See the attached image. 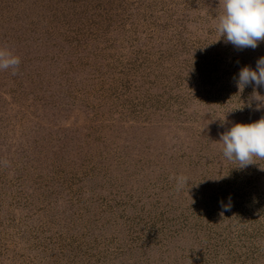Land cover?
Wrapping results in <instances>:
<instances>
[{"label": "rangeland", "instance_id": "obj_1", "mask_svg": "<svg viewBox=\"0 0 264 264\" xmlns=\"http://www.w3.org/2000/svg\"><path fill=\"white\" fill-rule=\"evenodd\" d=\"M13 1L29 6L4 42L18 75L0 71V264H264V160L220 143L264 117L236 86L264 42L220 37L219 0H52L70 7L43 25Z\"/></svg>", "mask_w": 264, "mask_h": 264}, {"label": "clouds", "instance_id": "obj_2", "mask_svg": "<svg viewBox=\"0 0 264 264\" xmlns=\"http://www.w3.org/2000/svg\"><path fill=\"white\" fill-rule=\"evenodd\" d=\"M222 12L214 19L216 31L226 42L237 49H255L264 42V0H219ZM21 59L7 47H0V71L12 69V75H18ZM236 86L240 92L254 84L251 101L257 102L256 110L264 108V96L256 88L264 87V57L258 59L256 70L243 67L238 74ZM223 145V157L229 162H237L240 168L255 164V159L264 160V117L250 124L237 123L220 135ZM177 190L188 185L184 175L174 177ZM229 197V201H230ZM223 211H230V204L223 205ZM223 215V212L221 213Z\"/></svg>", "mask_w": 264, "mask_h": 264}, {"label": "trees", "instance_id": "obj_3", "mask_svg": "<svg viewBox=\"0 0 264 264\" xmlns=\"http://www.w3.org/2000/svg\"><path fill=\"white\" fill-rule=\"evenodd\" d=\"M78 2H80L79 0H77ZM12 2H14L13 0H0V8H1V10H2V15H1V13H0V25H2V26H4V27H6V28H4V29H2L1 27H0V33L2 32V34H3V36H2V38L0 39L1 41H0V47H5V45H4V42H8V41H15V42H17L18 41V39H20L19 37H20V35L24 32L23 30H22V28H21V21H22V19L23 18H26V16H24V13L26 12L25 11V7H27V6H29V5H22V11H20V14H18V15H16V17H14L13 15H11V14H9V13H7L8 12V6L9 5H11L12 4ZM34 2H36L37 3V5L39 4V5H41L42 7H40L41 9H38L37 10V8H36V10H35V13H36V15H35V17H34V19L36 18V20L34 21V22H38V21H40L41 22V24H42V22H44L43 20H42V18L44 19V16H48V19H46L45 18V20L46 21H48V22H53V19H54V17H55V15H56V13L58 12L57 11V9L53 6V5H57V3H55V1H52V0H34ZM81 2H82V4H84L83 2V0H81ZM81 4V3H80ZM75 6H77L76 5V2H75V4H74ZM59 8L60 7H62V6H60V5H57ZM67 6V3L65 4V9H67L68 7H70V6H68V7H66ZM10 7V6H9ZM64 8H60L59 10L60 11H66ZM1 10H0V12H1ZM75 9H73L72 11H74ZM40 13V14H39ZM51 16V17H50ZM34 19H32V20H34ZM52 19V20H51ZM16 21H20V23H19V29L18 30H16V29H13V25H16L18 22H16ZM30 21H31V19H30ZM16 23V24H15ZM54 23V22H53ZM71 22H69V24H70ZM12 24V25H11ZM11 25V26H10ZM43 25V24H42ZM41 26V25H40ZM65 26H67L68 27V24L66 25L65 24ZM64 26V27H65ZM66 31V30H65ZM46 33V32H45ZM45 33H44V35H45ZM41 33L38 31V37L37 38H41V39H43V40H45L44 38H45V36H41L40 35ZM44 37V38H43ZM17 40V41H16ZM3 41V42H2ZM45 42H47L46 40H45ZM23 45V44H22ZM61 76V75H60ZM62 77V76H61ZM61 79V83H58V84H60V85H64V86H68V84L66 83V81L64 80V79H62V78H60ZM81 91V90H80ZM0 93H1V90H0ZM75 93L77 94V95H79L80 94V92L78 93L76 90H75ZM6 93H4L3 95H5ZM86 93H84L83 95L85 96V100H87V98H86V95H85ZM76 96V95H75ZM94 99V98H93ZM81 100H84V98L82 97V99ZM79 105V104H78ZM82 105V104H81ZM78 107V106H77ZM86 111H88L89 112V114H91L92 116H94V112L92 111V110H87V108L85 109ZM1 111H3V110H1ZM4 112V111H3ZM90 115V116H91ZM96 115V114H95ZM4 118H6V117H4ZM3 124H4V122H3ZM92 126L90 125V126H86V128H83V130H84V134H83V136H85V139L88 137V134L89 133H91L92 131L94 132V131H96L97 130V128H91ZM3 136H4V134H2L1 136H0V139L3 141ZM99 142H100V140L98 139L97 140V143L99 144ZM1 144V143H0ZM2 145V144H1ZM83 146L85 147L86 145H84L83 144ZM87 147H88V145H87ZM83 150H85V148L83 149ZM76 166H77V168L75 169V170H77V172L78 171H82V169H84V166L81 164V163H76Z\"/></svg>", "mask_w": 264, "mask_h": 264}]
</instances>
